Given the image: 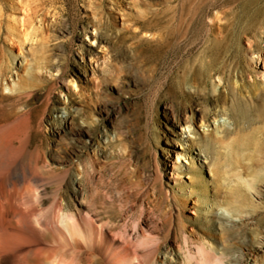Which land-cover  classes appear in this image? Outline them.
I'll return each mask as SVG.
<instances>
[{
	"label": "rangeland",
	"instance_id": "1",
	"mask_svg": "<svg viewBox=\"0 0 264 264\" xmlns=\"http://www.w3.org/2000/svg\"><path fill=\"white\" fill-rule=\"evenodd\" d=\"M13 14L26 15L24 26L12 20ZM95 29L102 43L93 46L87 31ZM24 34L35 42L24 44ZM0 40L18 56L16 67L43 56L85 89L86 109L74 123L86 120L92 137L90 154L84 156L91 170L85 203L94 211L105 207L115 233L140 248L149 241L161 243L163 252L170 246L175 253L185 232L196 243H219L210 211L231 209L222 203L237 189L234 170L224 168L227 180L214 178L205 153L187 134L181 136L180 122L194 111L199 136L215 129L225 119L219 113L227 99L212 97L213 82L224 84L221 78L231 73L245 84L239 95L264 90V0H0ZM23 52L28 58L19 57ZM102 52L111 59L108 73L94 71L91 64ZM185 74L206 80L208 94L196 95L189 86L185 92L180 86ZM64 102L57 92L54 106L64 111ZM206 105L211 126L201 120ZM257 127L264 122L248 132ZM229 152L220 147L222 159ZM179 154L182 178L174 183L168 177L174 172L170 161ZM197 173L203 186L192 194ZM247 190L241 198L244 217L230 233L228 248L241 254V264H264V183L260 193ZM176 196L186 199L185 205Z\"/></svg>",
	"mask_w": 264,
	"mask_h": 264
},
{
	"label": "bare ground",
	"instance_id": "2",
	"mask_svg": "<svg viewBox=\"0 0 264 264\" xmlns=\"http://www.w3.org/2000/svg\"><path fill=\"white\" fill-rule=\"evenodd\" d=\"M16 1L25 3L26 0ZM11 18L21 27L26 22V15L13 14ZM137 35L151 41L142 32ZM87 36L91 39L90 45H101L97 30H88ZM35 40L30 34L23 36L24 44ZM1 45L2 40L0 264H241V254H232L228 240L243 220L245 202L241 198L247 195V188L260 193L258 186L264 183V127L248 132L250 126L264 122L263 89L251 97L239 95L245 84L240 86L231 73L227 80L221 78L224 84L213 82L212 97L227 99L219 113L225 115V119L218 120L216 114L215 129L199 136L195 129L198 117L194 111L187 112L184 121L180 122L181 136L187 134L188 141L199 146L207 163L213 165L212 176L221 175L227 180V175L223 176L222 172L230 166L234 170L233 181L237 189L224 196L222 204L231 206L229 212L210 211L213 225L221 233L219 243H196L185 232L184 242L177 244L175 253L170 246L163 252L161 243L149 241L140 248L134 245L132 238L119 236L115 233L116 227H111L107 220L113 217L107 215L105 207L94 211L93 205L85 203L90 198L91 170L84 156L90 154L92 137L86 120L74 127L77 117L86 109L88 95L85 89L43 56L36 63L27 61L16 67L18 56ZM20 56L28 58L24 52ZM91 64L95 65L94 71L98 68L103 72L106 70L104 73L111 71V59L106 52L92 56ZM228 82L239 90L238 93L233 95ZM180 86L185 92L189 86V91L196 95L208 94L206 80L199 81L187 74ZM57 92L65 99L64 111L54 106ZM78 102L80 106H76ZM200 111L203 126H211L207 118L211 108L206 105ZM59 121L61 126H57ZM220 147L230 150L224 161ZM182 156L179 154L177 161H170L174 172L168 177L173 178L174 183H179L182 178V166L179 165ZM191 186L192 194L202 188L198 173ZM176 198L180 206L187 202L179 196ZM171 259L175 261L171 263Z\"/></svg>",
	"mask_w": 264,
	"mask_h": 264
}]
</instances>
